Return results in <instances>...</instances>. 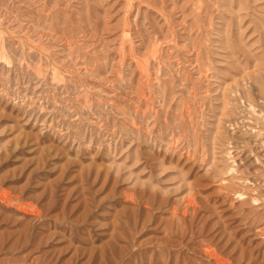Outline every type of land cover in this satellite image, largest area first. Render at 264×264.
Masks as SVG:
<instances>
[{"label":"rangeland","instance_id":"rangeland-1","mask_svg":"<svg viewBox=\"0 0 264 264\" xmlns=\"http://www.w3.org/2000/svg\"><path fill=\"white\" fill-rule=\"evenodd\" d=\"M0 264H264V0H0Z\"/></svg>","mask_w":264,"mask_h":264}]
</instances>
